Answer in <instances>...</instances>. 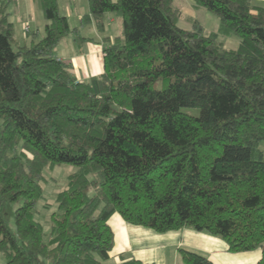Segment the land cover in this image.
Masks as SVG:
<instances>
[{"label": "trees", "instance_id": "16d2710c", "mask_svg": "<svg viewBox=\"0 0 264 264\" xmlns=\"http://www.w3.org/2000/svg\"><path fill=\"white\" fill-rule=\"evenodd\" d=\"M175 1L89 0L83 21L103 29L113 13L122 31L107 42L104 71L80 82L55 55L71 32L58 0H42L43 38L19 47L0 0L7 264H105L115 214L158 233L191 227L233 253L261 249L257 264H264V6L192 0L219 20L218 31L207 32L197 20L189 30L179 26ZM221 35L239 47L227 48ZM63 164L76 170L48 203V172ZM41 202L56 204L49 232L36 219ZM179 252L185 264H213Z\"/></svg>", "mask_w": 264, "mask_h": 264}, {"label": "crops", "instance_id": "0c3cea01", "mask_svg": "<svg viewBox=\"0 0 264 264\" xmlns=\"http://www.w3.org/2000/svg\"><path fill=\"white\" fill-rule=\"evenodd\" d=\"M1 1L6 5L9 20L14 25L15 47L30 45L33 41L43 38L48 22L44 15L42 0ZM251 1L264 6V0ZM58 4L61 14L69 22L71 32L58 44L55 55L72 64L74 75L80 82L87 81L104 71V49L107 42H113L121 34L122 22L113 13H107L104 17V28L99 29L94 20L83 21L84 17L90 14L89 0H58ZM185 4L186 10L178 7L182 10V19L186 16L187 21L202 10L193 1ZM26 26L29 27V31L25 30ZM191 28L192 25L184 27L188 30ZM75 29L78 32H74ZM77 34L88 40L77 42ZM237 45L233 49L239 47V41ZM109 224L114 232L115 243L110 259L105 264H121L132 259L148 264H167L169 254L174 255L179 261L177 254H180L178 253L180 249L201 253L209 257L213 264H257L262 257L261 249L230 252L227 243L220 237L198 232L191 227L158 233L152 229L131 225L119 214L113 215Z\"/></svg>", "mask_w": 264, "mask_h": 264}, {"label": "rangeland", "instance_id": "374dc122", "mask_svg": "<svg viewBox=\"0 0 264 264\" xmlns=\"http://www.w3.org/2000/svg\"><path fill=\"white\" fill-rule=\"evenodd\" d=\"M188 1H192V0H176L175 3L177 6L181 7L183 10H186L185 3H187ZM201 9L202 10L200 12L195 13V16H193V18L195 19L192 18V19H189L190 21H187V17L185 16L184 19H182L179 22V26L184 28V27H188L189 25L191 27L193 21L197 20L200 22V24L205 28L207 32H212V31L217 32L219 29L218 18L212 13H210L209 11L203 8ZM117 23H118V20H117ZM220 37H221L220 40L224 42L226 47L233 49L238 46L237 38L232 37V36L227 37L224 35H221ZM188 111L189 113H194V114L198 112V110L196 109H189ZM75 170L76 168L74 166L63 164V165L57 166L54 169V171L48 172V176L50 177V180H49V183L46 185L47 187L45 189V195H44L45 200H48V203H50L53 200L55 202L54 193L57 190H60L67 183L68 176ZM38 209H39V213L37 214L36 219L42 222L44 225L45 231L49 232L50 231L49 230L50 229V215L56 210V204H53L52 206V203H51V205L47 209H44L42 207V202H41L38 206ZM177 258L179 259V261L175 259L174 255L172 256L171 254H169V258L167 259V264H183L184 261L182 259V256H180V254H177ZM0 264H7L6 259L1 254H0Z\"/></svg>", "mask_w": 264, "mask_h": 264}, {"label": "built area", "instance_id": "2783aa9c", "mask_svg": "<svg viewBox=\"0 0 264 264\" xmlns=\"http://www.w3.org/2000/svg\"><path fill=\"white\" fill-rule=\"evenodd\" d=\"M25 30H26V31H29V27H28V26H26V27H25Z\"/></svg>", "mask_w": 264, "mask_h": 264}]
</instances>
